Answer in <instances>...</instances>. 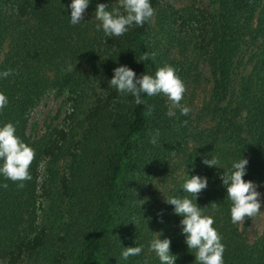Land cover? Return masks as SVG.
I'll use <instances>...</instances> for the list:
<instances>
[{"label": "trees", "instance_id": "trees-1", "mask_svg": "<svg viewBox=\"0 0 264 264\" xmlns=\"http://www.w3.org/2000/svg\"><path fill=\"white\" fill-rule=\"evenodd\" d=\"M213 2V10L197 19L196 45L210 75L209 98L200 110L205 121L199 125L192 110L182 115L163 94H142L155 106L146 116V105L110 86L121 65L137 77L154 75L165 64L178 66L153 37L152 19L123 36L106 37L97 31L98 20L70 22V0H0V73L13 70L0 78V92L8 98L0 127L13 123L16 135L36 153L23 188L0 175L1 264H160L150 251L158 233L171 240L175 264H198L182 233L183 217L166 202L184 196L195 202L183 190L194 175L208 180L196 203L214 217L225 245L224 264H264V224L249 242L232 223V203L221 180L233 162L246 158L244 180L256 183L260 193L264 183V0ZM150 3L155 9L160 0ZM156 22L166 32L175 14L158 11ZM145 53L150 58L140 61ZM48 91L65 96L63 126L31 137L30 112ZM157 130L158 142L152 144ZM211 157L219 159L218 168L203 162ZM45 159L51 172H62L60 203L50 204L39 221L38 197L48 194L47 182L38 181ZM155 185L166 188L164 197L154 192ZM140 245L139 255L122 258L124 247Z\"/></svg>", "mask_w": 264, "mask_h": 264}, {"label": "clouds", "instance_id": "clouds-1", "mask_svg": "<svg viewBox=\"0 0 264 264\" xmlns=\"http://www.w3.org/2000/svg\"><path fill=\"white\" fill-rule=\"evenodd\" d=\"M90 0H71L70 22L73 25L79 24L84 18V13L89 7ZM155 15V9L150 0H117L116 5L111 8L105 3L97 4L95 18L100 21L96 25L97 31L103 30L106 37H120L129 31L133 26L143 27L145 22L150 21ZM107 42V41H106ZM152 53L151 57L154 58ZM150 58L149 53H145L140 61ZM69 66L67 71H72ZM114 75L110 80V86L116 89L121 95H131L134 97L136 105H146V116H150L154 111V105H147L142 98V94L149 97L163 94L174 106L179 107L182 115H188L191 109L181 106L186 85L177 75L176 69L165 64L156 70L154 75L137 74L128 66L121 65L114 70ZM13 75V70L9 69L0 73V78H7ZM8 104V98L0 92V110ZM168 115H174L169 111ZM187 124V121L183 122ZM16 126L9 122L0 127V175L13 182H19L18 187H24V181L31 179L30 166L35 159V149L26 144L16 135ZM159 131L150 139L152 144H156ZM209 167H217L220 161L217 157L205 159L203 161ZM246 158L233 162L229 172L223 173L221 180L227 189V198L231 201V220L233 224H244L246 219L255 218L264 214L261 212V193L257 191L258 185L251 180L245 181L247 174ZM218 168V167H217ZM7 187V184L3 185ZM208 187L206 177L194 175L183 184V190L191 194L182 198L169 197L166 202L174 205L176 214L183 217L180 221L182 233L186 237V244L189 249H195V259L198 264H224L225 245L221 242L222 236L213 227L215 220L211 215H205L203 208L196 203L198 195ZM215 208L216 203H211ZM150 242V251H154L159 258L160 264H175L176 257L170 254L171 240L165 238L161 240L158 233ZM143 246L124 247L121 253L123 259L130 256L139 255Z\"/></svg>", "mask_w": 264, "mask_h": 264}, {"label": "rangeland", "instance_id": "rangeland-1", "mask_svg": "<svg viewBox=\"0 0 264 264\" xmlns=\"http://www.w3.org/2000/svg\"><path fill=\"white\" fill-rule=\"evenodd\" d=\"M71 1V0H70ZM105 3L111 8L116 5L117 0H95L93 7L90 6L84 13L85 19L97 20L95 18V11L97 4ZM71 4V3H70ZM214 7L213 0H160V3L155 8V15L152 17V35L154 38H159L161 45L168 48L171 57L176 58L178 66H175L176 73L184 81L186 85V92L180 104L189 107L193 116L196 119L195 124L203 125L200 117L201 106L208 101L210 93V75L208 67L202 57L198 46L196 45V38L198 37V23L197 19H202L203 15H208ZM158 11L174 12L175 22L170 26L168 31H160L157 22L156 14ZM191 13L190 15H188ZM189 19V20H188ZM236 74L239 75L243 71V66L237 68ZM171 102V101H170ZM172 104V102H171ZM173 105V104H172ZM68 103L65 101V96L57 94L55 91H48L44 93L32 108L27 132L31 137H39L48 135L52 129H58L63 126L64 116L68 112ZM51 161L43 160L39 165V184L42 185L46 181V191L48 194H42L38 200H43L42 209H37L39 221L45 218L46 211L50 204L56 206L60 203V189L59 178L62 172L54 174L50 171ZM38 188L37 193L41 192ZM166 188L161 185H155L154 192L160 198L164 197ZM57 198L58 202L55 200ZM54 199V200H53ZM261 212L264 208V183L261 191ZM38 205V202L36 203ZM58 219V218H56ZM248 221V223H246ZM264 224V214L258 215L255 218L246 219L244 224H239L240 229L249 242L255 240L262 234ZM156 235V234H155ZM0 257V264L2 262Z\"/></svg>", "mask_w": 264, "mask_h": 264}]
</instances>
